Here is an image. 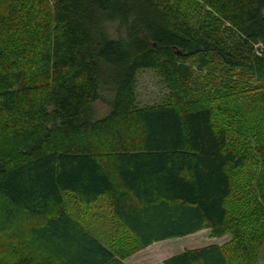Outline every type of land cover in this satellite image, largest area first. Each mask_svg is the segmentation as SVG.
Wrapping results in <instances>:
<instances>
[{"label": "trees", "instance_id": "trees-1", "mask_svg": "<svg viewBox=\"0 0 264 264\" xmlns=\"http://www.w3.org/2000/svg\"><path fill=\"white\" fill-rule=\"evenodd\" d=\"M11 2L0 0V264H126L204 227L232 238L163 264H256L264 173L239 177L233 195L247 153L194 69L221 63L264 89V0ZM144 69L167 93L140 106ZM96 101L108 112L96 116ZM103 198L110 239L79 213Z\"/></svg>", "mask_w": 264, "mask_h": 264}, {"label": "rangeland", "instance_id": "rangeland-1", "mask_svg": "<svg viewBox=\"0 0 264 264\" xmlns=\"http://www.w3.org/2000/svg\"><path fill=\"white\" fill-rule=\"evenodd\" d=\"M14 3L12 0L11 4ZM39 1L31 6V10L40 7ZM34 7V8H32ZM215 66L211 67V70L206 69L199 71L194 69V79L197 82H201V86L207 87L209 97L211 98L212 91H219L222 95L220 99H215V103L229 106L224 112L225 119L217 124L222 123L227 127L230 134L231 141L233 140L235 145L243 149L247 153V162L245 167L236 173L237 182L235 183V191L233 195L236 196L240 192V186L238 178H250L251 172H263L264 168L261 165L262 159L258 150L260 144L264 141V89L255 87L253 81L247 77L244 72H230L223 70L222 67H218L220 64L214 63ZM223 66V65H222ZM240 81H245L248 86H245ZM233 83L234 85L241 86L236 96L231 94L229 86L227 84ZM216 86V87H215ZM243 90V91H242ZM252 93L251 96H242L241 93ZM167 93V89L158 76V74L152 69L139 70L136 76V94L137 104L144 106L147 104L157 103L164 99ZM109 110L108 103L104 101H96L93 104V112L96 116H102ZM250 118H255V121L251 122ZM13 120V119H12ZM11 120H8V122ZM244 123H254L252 134H247L244 130ZM248 171V172H247ZM254 174V176H255ZM252 182V187L255 185ZM254 185V186H253ZM246 187V186H245ZM249 190V189H248ZM255 191V190H254ZM86 212L88 222L91 221V228L95 230V233L99 236H103L102 239L111 238V224L108 222V218L105 216L108 214V204L106 199H101L95 204H91L89 207L81 205L79 213L83 215ZM118 233H115V235ZM113 235V234H112ZM232 235L226 233L222 236H213L211 234L210 227H204L203 229L181 237L168 238L162 241L154 242L142 248L136 249L130 253L125 259L126 264H163V261L171 255L177 254L185 249L197 248L209 244L225 245L229 243ZM256 264H264V244L258 251V262Z\"/></svg>", "mask_w": 264, "mask_h": 264}]
</instances>
